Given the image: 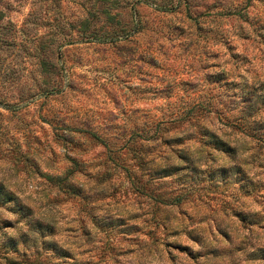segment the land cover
Returning <instances> with one entry per match:
<instances>
[{
  "label": "rangeland",
  "instance_id": "obj_1",
  "mask_svg": "<svg viewBox=\"0 0 264 264\" xmlns=\"http://www.w3.org/2000/svg\"><path fill=\"white\" fill-rule=\"evenodd\" d=\"M0 264H264V0H0Z\"/></svg>",
  "mask_w": 264,
  "mask_h": 264
},
{
  "label": "trees",
  "instance_id": "obj_2",
  "mask_svg": "<svg viewBox=\"0 0 264 264\" xmlns=\"http://www.w3.org/2000/svg\"><path fill=\"white\" fill-rule=\"evenodd\" d=\"M137 1H140V0H134V2H137ZM104 10H105L104 13L106 14L107 18L110 19L112 17V15L110 13H108V11H107L108 9L107 8H105ZM11 195H12L11 193H8L7 194L8 197L5 198V200H10L11 199Z\"/></svg>",
  "mask_w": 264,
  "mask_h": 264
}]
</instances>
